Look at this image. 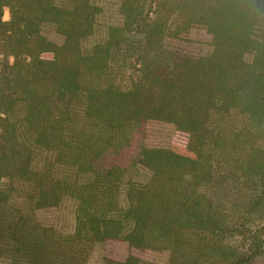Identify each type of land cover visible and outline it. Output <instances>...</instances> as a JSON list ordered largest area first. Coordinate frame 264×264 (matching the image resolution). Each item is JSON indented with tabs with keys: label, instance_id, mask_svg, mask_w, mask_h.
I'll use <instances>...</instances> for the list:
<instances>
[{
	"label": "trees",
	"instance_id": "16d2710c",
	"mask_svg": "<svg viewBox=\"0 0 264 264\" xmlns=\"http://www.w3.org/2000/svg\"><path fill=\"white\" fill-rule=\"evenodd\" d=\"M0 262L247 264L264 239V0H0ZM50 26L63 37L49 40ZM201 33L192 57L166 36ZM174 125L148 147L145 123ZM72 198L74 226L39 208ZM2 260V261H1Z\"/></svg>",
	"mask_w": 264,
	"mask_h": 264
},
{
	"label": "rangeland",
	"instance_id": "374dc122",
	"mask_svg": "<svg viewBox=\"0 0 264 264\" xmlns=\"http://www.w3.org/2000/svg\"><path fill=\"white\" fill-rule=\"evenodd\" d=\"M94 2L101 9L96 19L94 32L81 41L80 46L84 53H88L95 43L105 39L108 26H119L123 22V16L119 11L120 0H94ZM42 33L51 41L60 43L63 40V37L50 26H44ZM163 43L168 49L192 57L208 55L212 50L209 40L201 33L192 34L188 40L166 36ZM173 133L174 125L172 123L150 119L145 123L144 141L148 147L167 148L170 145ZM74 206V200L66 197L57 206L36 209L34 216L41 225L51 227L60 233H69L74 226ZM99 254V248L95 247L91 251V257L87 264H101ZM153 260L155 264H170L169 252L160 250L155 253ZM0 264L5 263L0 262ZM247 264H264V239L262 253Z\"/></svg>",
	"mask_w": 264,
	"mask_h": 264
},
{
	"label": "clouds",
	"instance_id": "9594fccd",
	"mask_svg": "<svg viewBox=\"0 0 264 264\" xmlns=\"http://www.w3.org/2000/svg\"><path fill=\"white\" fill-rule=\"evenodd\" d=\"M3 13H4L3 17L0 18V19H2L4 22H10V20H11V12H10V9L7 6H5V8L3 10Z\"/></svg>",
	"mask_w": 264,
	"mask_h": 264
}]
</instances>
